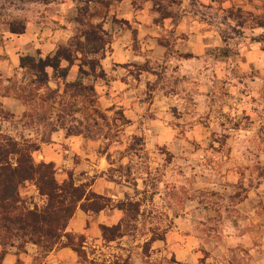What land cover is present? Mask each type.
<instances>
[{
	"label": "rangeland",
	"instance_id": "rangeland-1",
	"mask_svg": "<svg viewBox=\"0 0 264 264\" xmlns=\"http://www.w3.org/2000/svg\"><path fill=\"white\" fill-rule=\"evenodd\" d=\"M81 4L0 0V134L106 207L70 219L82 253L16 241L0 264H264V0ZM89 24L104 49L36 87L19 58L74 49Z\"/></svg>",
	"mask_w": 264,
	"mask_h": 264
},
{
	"label": "trees",
	"instance_id": "trees-1",
	"mask_svg": "<svg viewBox=\"0 0 264 264\" xmlns=\"http://www.w3.org/2000/svg\"><path fill=\"white\" fill-rule=\"evenodd\" d=\"M78 1L82 2L78 19L87 15L89 3L108 4V0ZM9 28L12 33L20 34L25 26L10 22ZM83 38L74 49L61 45L53 55L39 58L22 56L19 58V67L32 76V83L38 88L48 84L49 70L58 78L65 79L70 66L77 59L78 52L83 55L81 61L84 62L86 56L97 55L104 49L105 33L100 26L89 24L83 32ZM90 62L93 68L96 62L93 59ZM33 151L31 145L0 134V263L7 247L16 241L20 246L32 243L45 251H50L56 244L61 243L63 247L82 253L80 236L67 231L70 219L78 208L98 212L106 207L101 196L87 190L85 185L75 184L72 180L58 181L53 163H36L32 156ZM26 182H32L45 199L43 206L31 209L23 205L19 189ZM130 206H119V209L128 216L132 211ZM120 228V224L113 228L104 227L103 233L106 236L108 231L115 233ZM106 237L114 239V236Z\"/></svg>",
	"mask_w": 264,
	"mask_h": 264
}]
</instances>
